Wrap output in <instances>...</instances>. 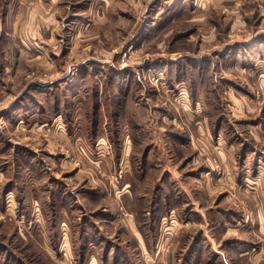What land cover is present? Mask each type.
I'll list each match as a JSON object with an SVG mask.
<instances>
[{
  "label": "rangeland",
  "instance_id": "rangeland-1",
  "mask_svg": "<svg viewBox=\"0 0 264 264\" xmlns=\"http://www.w3.org/2000/svg\"><path fill=\"white\" fill-rule=\"evenodd\" d=\"M0 264H264V0H0Z\"/></svg>",
  "mask_w": 264,
  "mask_h": 264
}]
</instances>
